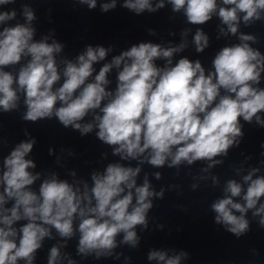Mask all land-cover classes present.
<instances>
[{"label": "clouds", "instance_id": "obj_1", "mask_svg": "<svg viewBox=\"0 0 264 264\" xmlns=\"http://www.w3.org/2000/svg\"><path fill=\"white\" fill-rule=\"evenodd\" d=\"M17 2L0 0V114L19 113L25 123L55 120L81 137L94 133L118 160L93 168L88 178L78 177L75 169L67 171L71 179L55 170L35 171L37 163L30 157L38 141L25 128V139L0 155V264H36L46 240L55 241L46 264H79L66 250L72 240L81 259L130 264L131 257L116 249L139 248L137 228L149 230L154 200L164 199L166 191H182L179 184L157 190L149 175L159 181L160 171L145 172L138 182L145 164L175 169L176 176L185 169L193 191L202 184L219 189L221 195L209 205L213 223L237 239L251 231L253 221L264 229V142L257 165L241 153L244 159L232 166L234 175L223 184L212 173L230 150L240 147L245 124L264 129V53L253 46L260 43L256 33L241 31V25L264 24V0H99V6L98 0H73L89 11L99 7L103 14L118 7L136 16L169 8L170 20L183 17L179 44L141 41L110 60L113 45L87 44L69 58L55 29L37 39L35 9L23 0L19 9L7 7ZM51 12L49 8L50 23ZM213 18L219 21L216 40L235 37L238 42L221 47L208 69L200 59L181 56L174 61L189 47V26H195V52L210 47V36L199 26ZM147 31L157 35L154 29ZM106 60L98 70L94 67ZM7 146L0 136V153ZM59 151L76 156L70 148ZM48 155H55L54 147ZM108 156L101 152L97 163ZM196 162L206 164L193 174ZM55 163L63 166L60 156ZM156 229L162 231L164 225ZM251 253L258 255L256 249ZM189 259L183 249L147 252V260L156 264Z\"/></svg>", "mask_w": 264, "mask_h": 264}]
</instances>
